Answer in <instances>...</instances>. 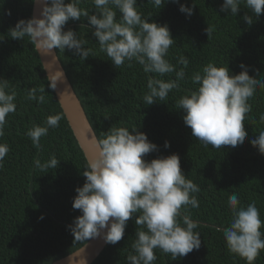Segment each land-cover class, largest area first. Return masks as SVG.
Returning a JSON list of instances; mask_svg holds the SVG:
<instances>
[{
	"label": "trees",
	"instance_id": "trees-1",
	"mask_svg": "<svg viewBox=\"0 0 264 264\" xmlns=\"http://www.w3.org/2000/svg\"><path fill=\"white\" fill-rule=\"evenodd\" d=\"M33 0H0V79H6L15 89L16 111L6 117L4 136L9 152L0 167V264H50L85 244L75 241L68 226L82 213L73 209L75 189L82 187L86 160L59 107L32 45L27 36L15 40L8 30L18 20L31 18ZM69 0H65L68 3ZM180 4L192 8V14L179 11ZM223 0H172L159 9L148 0H136L137 11L149 22L167 25L175 43L167 59L176 66L177 58L184 56L189 63L185 79L178 81L164 102L147 105L143 95L147 91V76L142 66L132 62L116 68L99 49L92 35L94 28L87 18L69 20L64 31L71 29L86 41L90 56L81 60L72 50L55 49L68 80L81 102L96 137L110 127L123 126L146 134L157 150L144 157L151 161L177 154L180 168L187 179L196 183L200 191L194 193L199 207L188 206L186 211L197 221L201 246L186 256L172 260L170 254L156 249L154 264H246L245 260L228 251L222 231L229 226L232 213L227 205L230 194L239 196L241 205L255 201L264 220V155L250 143L264 130L260 121L264 114V88L257 87L249 103L252 110L244 121L246 139L232 149L222 146L205 147L191 134L183 121V111L176 107L178 99L195 90L190 77L207 63L225 66L231 75L239 74L240 64L247 67L248 75L264 80V12L256 17L243 4L235 16L220 10ZM80 7L94 14L91 0ZM10 13V14H9ZM245 14L253 16L248 25ZM119 16V13L117 14ZM213 27L208 39L205 29ZM156 75V74H147ZM165 81L175 79V73L158 77ZM44 87V103L30 101L26 93L31 88ZM61 114L59 126L49 128L35 148L26 135L33 125L44 126L46 117ZM108 117V118H105ZM165 142L169 147L165 148ZM59 160L55 169L43 173L34 160L47 161L51 155ZM184 211V209H182ZM138 215V214H137ZM135 216L127 222L123 238L115 245L107 244L92 264H128L126 256L136 236ZM264 232V227L261 228ZM88 241V240H87ZM255 264H264L261 250Z\"/></svg>",
	"mask_w": 264,
	"mask_h": 264
},
{
	"label": "clouds",
	"instance_id": "clouds-1",
	"mask_svg": "<svg viewBox=\"0 0 264 264\" xmlns=\"http://www.w3.org/2000/svg\"><path fill=\"white\" fill-rule=\"evenodd\" d=\"M82 2L84 0H69L68 3L65 0H41L40 18L18 20L8 30V36L15 40L27 36L36 51L46 55L53 49L64 51L67 48L85 60L91 52L84 47L86 41L78 38L71 29H63L70 19L87 18L88 24L94 28L92 35L97 39L100 51L116 68L126 61H135L142 66L147 76L144 102L151 105L166 101L168 94L179 88L178 81L185 79L189 63L186 57H178L177 63L182 67L177 70L167 59L169 49L175 43L167 25L149 22V17L137 11L136 0H91L94 8L91 15L88 9L80 7ZM148 2L159 9L166 0ZM172 2L178 3V0ZM241 4L256 17L264 12V0H223L220 10L235 16ZM179 11L189 16L192 14V8L183 4H180ZM243 19L248 25L253 22L252 15L245 14ZM205 31L209 39L213 27L208 26ZM239 67L242 71L231 75L227 67H218L210 61L190 77L196 85L195 90L176 102L192 136L205 147L235 149L246 139L244 121L252 110L249 101L257 87L264 88V80L251 78L244 64ZM172 73H175V79L165 81L158 78ZM62 75L60 71L50 75L48 87L55 89ZM37 91L44 93L45 89L31 88L26 98L44 103V95L38 96ZM16 95L10 82L0 79V137L5 134L6 117L16 111ZM61 119V114L49 115L44 126L33 124L27 130L26 135L35 148L41 147V137L48 134L49 128L58 127ZM260 121L264 122V114H261ZM250 143L264 155V130ZM90 144L92 154L86 157L82 173L85 182L75 189L77 195L72 201L73 209L82 214L68 226L75 241L99 237L106 229L103 240L115 245L123 238L129 219L135 216L136 236L126 256L128 264H154L156 249L176 260L200 248L201 235L194 231L199 224L186 211L188 206L199 207L193 194L200 188L183 174L177 154L146 161L144 157L156 151L157 146L136 127L130 131L127 127L113 125L99 138L93 134ZM164 146L167 148L169 144L165 142ZM8 152V145L0 143V167ZM58 163L54 154L43 163L39 158L34 160L35 167L43 173L55 169ZM227 205L232 213L230 224L223 229L216 228V231L223 232L230 253L245 260L246 264H255L264 250V232L261 231L264 220L259 209L255 201L241 205L236 193L229 195Z\"/></svg>",
	"mask_w": 264,
	"mask_h": 264
},
{
	"label": "water",
	"instance_id": "water-1",
	"mask_svg": "<svg viewBox=\"0 0 264 264\" xmlns=\"http://www.w3.org/2000/svg\"><path fill=\"white\" fill-rule=\"evenodd\" d=\"M41 9V0H33L31 18H40ZM35 52L38 56L47 82L48 77L56 71H60L63 74L62 77L57 80L56 88L52 89V91L72 132V135L86 160V157H91L92 154L90 140L94 132L86 118L84 109L68 80L61 62L57 57L55 49L47 55L42 52H37L36 49ZM104 231H106V229L102 230L101 236L89 239L79 249L58 260H55L50 264H92L94 259L100 255L107 245L102 238Z\"/></svg>",
	"mask_w": 264,
	"mask_h": 264
},
{
	"label": "rangeland",
	"instance_id": "rangeland-1",
	"mask_svg": "<svg viewBox=\"0 0 264 264\" xmlns=\"http://www.w3.org/2000/svg\"><path fill=\"white\" fill-rule=\"evenodd\" d=\"M77 96V95H76ZM78 98V97H77ZM80 101V100H79ZM81 103V102H80ZM86 115V114H85ZM87 118V117H86ZM88 120V119H87ZM89 122V121H88ZM90 124V123H89ZM91 126V125H90ZM91 128H92V126H91ZM92 130H93V128H92ZM93 132H94V130H93ZM94 134H95V132H94ZM96 136V135H95ZM98 138V137H97Z\"/></svg>",
	"mask_w": 264,
	"mask_h": 264
},
{
	"label": "bare ground",
	"instance_id": "bare-ground-1",
	"mask_svg": "<svg viewBox=\"0 0 264 264\" xmlns=\"http://www.w3.org/2000/svg\"><path fill=\"white\" fill-rule=\"evenodd\" d=\"M95 260V259H94Z\"/></svg>",
	"mask_w": 264,
	"mask_h": 264
}]
</instances>
